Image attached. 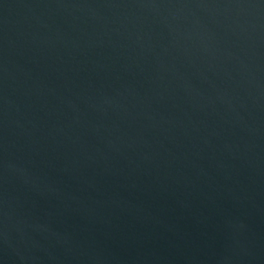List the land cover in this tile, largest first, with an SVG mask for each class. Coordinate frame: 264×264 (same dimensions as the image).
<instances>
[{
  "label": "water",
  "instance_id": "95a60500",
  "mask_svg": "<svg viewBox=\"0 0 264 264\" xmlns=\"http://www.w3.org/2000/svg\"><path fill=\"white\" fill-rule=\"evenodd\" d=\"M0 264H264V0H0Z\"/></svg>",
  "mask_w": 264,
  "mask_h": 264
}]
</instances>
